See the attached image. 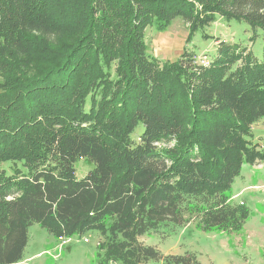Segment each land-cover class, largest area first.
<instances>
[{
	"label": "trees",
	"instance_id": "trees-1",
	"mask_svg": "<svg viewBox=\"0 0 264 264\" xmlns=\"http://www.w3.org/2000/svg\"><path fill=\"white\" fill-rule=\"evenodd\" d=\"M218 18L264 38V0H0V264L23 262L34 224L57 239L98 229L129 264H201L141 242L161 227L243 229L230 192L264 162V58L218 40L215 57L161 63L145 40ZM81 160L94 168L79 178Z\"/></svg>",
	"mask_w": 264,
	"mask_h": 264
},
{
	"label": "rangeland",
	"instance_id": "rangeland-1",
	"mask_svg": "<svg viewBox=\"0 0 264 264\" xmlns=\"http://www.w3.org/2000/svg\"><path fill=\"white\" fill-rule=\"evenodd\" d=\"M189 27L183 19L173 22L166 32L149 27L145 38L149 54L161 63L177 61L185 51L207 59L217 55L220 40L241 49L247 47L257 59L264 58L263 35L254 38L246 22L218 18L190 40ZM38 63L33 64L40 66ZM33 72L38 71L33 69ZM3 81L0 73V83ZM252 130L253 144L264 148V120ZM93 168V163L81 160L75 165L76 175L82 178ZM230 195L232 204H245L250 211L240 232L205 231L192 219L184 228L161 227L158 232L144 236L141 242L164 256L195 255L201 264H264V162L244 163ZM101 238L100 230L93 229L57 239L39 224H34L29 229V242L21 264H129L122 259L109 260L98 247L103 242ZM146 264H163V261L153 260Z\"/></svg>",
	"mask_w": 264,
	"mask_h": 264
}]
</instances>
